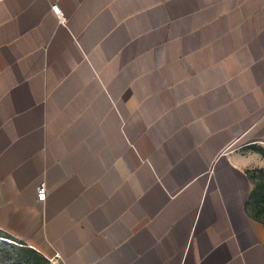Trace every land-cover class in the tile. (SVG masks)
Here are the masks:
<instances>
[{
  "label": "crops",
  "instance_id": "obj_1",
  "mask_svg": "<svg viewBox=\"0 0 264 264\" xmlns=\"http://www.w3.org/2000/svg\"><path fill=\"white\" fill-rule=\"evenodd\" d=\"M260 137L264 0H0V232L47 258L264 264Z\"/></svg>",
  "mask_w": 264,
  "mask_h": 264
},
{
  "label": "rangeland",
  "instance_id": "obj_2",
  "mask_svg": "<svg viewBox=\"0 0 264 264\" xmlns=\"http://www.w3.org/2000/svg\"><path fill=\"white\" fill-rule=\"evenodd\" d=\"M249 141L252 142L251 144L257 142V144L254 145L264 147L263 137H260L257 140L252 139ZM241 150L248 152L250 150V146L245 147L241 145ZM260 170H264V167L254 168L251 171L254 172L256 182H258V185H260L259 192L262 193L264 192V172L261 173ZM254 203L255 202L253 201L250 205V209L253 212L255 210ZM260 218L264 220V213L260 216ZM28 248L31 247L23 240L0 232V264H63L58 257L52 258L50 256L48 260H45L28 251Z\"/></svg>",
  "mask_w": 264,
  "mask_h": 264
},
{
  "label": "trees",
  "instance_id": "obj_3",
  "mask_svg": "<svg viewBox=\"0 0 264 264\" xmlns=\"http://www.w3.org/2000/svg\"><path fill=\"white\" fill-rule=\"evenodd\" d=\"M250 149H252L253 151L259 153L263 159H264V147H261V146H258V145H251L250 146ZM261 173L264 172V170H260ZM250 177L251 179L253 180L254 184H255V188H254V191L251 195V198L249 200V204H248V207H249V211L252 215V217L259 221V222H262L264 223V220H262L260 218V216L264 213V192H259L260 190V185H258V182H256V179H255V174L253 171H250ZM255 202L254 203V206H255V210L254 212L251 211L250 209V205L252 202ZM258 207V208H257ZM31 253H33L34 255H37L45 260H48V258L45 256V255H42V253L38 252L36 249L34 248H28Z\"/></svg>",
  "mask_w": 264,
  "mask_h": 264
},
{
  "label": "built area",
  "instance_id": "obj_4",
  "mask_svg": "<svg viewBox=\"0 0 264 264\" xmlns=\"http://www.w3.org/2000/svg\"><path fill=\"white\" fill-rule=\"evenodd\" d=\"M52 9L55 12V14L59 17V19L62 22H65V18L62 14L61 8L58 5H55L52 7ZM46 196H47L46 184L42 183L38 187V198H39V200L44 201L46 199ZM57 256H59V255H57Z\"/></svg>",
  "mask_w": 264,
  "mask_h": 264
}]
</instances>
